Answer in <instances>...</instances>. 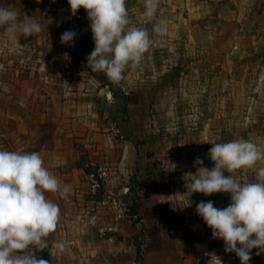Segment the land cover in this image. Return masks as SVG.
Masks as SVG:
<instances>
[{
	"label": "crops",
	"instance_id": "obj_1",
	"mask_svg": "<svg viewBox=\"0 0 264 264\" xmlns=\"http://www.w3.org/2000/svg\"><path fill=\"white\" fill-rule=\"evenodd\" d=\"M0 5L21 19H52L27 38L0 28V150L40 153L72 190L45 193L60 220L48 246L29 251L46 250L51 264H240L195 211L202 200L227 207L230 195L194 193L186 207L176 194L195 158L214 166L211 144L243 138L264 148V0H161L167 34L152 36L118 85L129 97L124 121L107 77L87 67L92 32L80 31L67 0ZM126 6L151 34L142 0ZM67 30L77 33L74 47L60 42ZM261 167L238 178L254 182ZM58 240L63 251L52 246ZM256 252L249 264H264Z\"/></svg>",
	"mask_w": 264,
	"mask_h": 264
},
{
	"label": "clouds",
	"instance_id": "obj_2",
	"mask_svg": "<svg viewBox=\"0 0 264 264\" xmlns=\"http://www.w3.org/2000/svg\"><path fill=\"white\" fill-rule=\"evenodd\" d=\"M67 2L71 16L83 9L90 22L94 49L86 58L87 67L105 73L113 85L124 80L126 69L140 66L154 43L153 35L163 37L168 32V20L158 15L163 11L161 0H142L145 20L154 21L151 34L133 23L126 0ZM46 21L21 19L11 5H0V28L8 34L36 36L47 31L52 19ZM76 36L75 30H67L60 42L74 47ZM211 145L207 155L214 166L204 167V161L195 158L196 172L185 174V191L176 195L186 197V207H191L194 193L229 194L227 207L217 208L213 201L202 200L195 211L212 230V238L224 241L225 252H234L240 264H249L252 249H257L256 255L264 253V167L258 169L254 182L241 181L237 172L254 170L257 162L264 160V148L243 138ZM71 191L44 166L40 153L0 150V264H49L29 251L30 247H47L46 238L60 220L59 205L45 193L66 198ZM52 246L63 251L66 244L58 240Z\"/></svg>",
	"mask_w": 264,
	"mask_h": 264
},
{
	"label": "trees",
	"instance_id": "obj_3",
	"mask_svg": "<svg viewBox=\"0 0 264 264\" xmlns=\"http://www.w3.org/2000/svg\"><path fill=\"white\" fill-rule=\"evenodd\" d=\"M75 17H76L78 26L80 28V31H85L87 28H90L89 27L90 22L88 20L87 13L83 9H80L77 12ZM90 42H91L90 36H83V38H82V51H84V53H87V50H89ZM94 74H98L100 76H103V75L106 76V74L103 72H94ZM107 80H108L110 87L113 90V94H114V97H115L116 102H117V108H116L117 110H116L115 118L116 119L120 118L122 121H124L125 116L127 114L126 107L129 103V97L125 96L122 93V91L119 89L118 85H113L109 81L108 78H107ZM35 255L37 257H42L43 259L49 261V264H51L50 254L46 250L36 251Z\"/></svg>",
	"mask_w": 264,
	"mask_h": 264
},
{
	"label": "built area",
	"instance_id": "obj_4",
	"mask_svg": "<svg viewBox=\"0 0 264 264\" xmlns=\"http://www.w3.org/2000/svg\"><path fill=\"white\" fill-rule=\"evenodd\" d=\"M122 87V86H121ZM123 89V88H122ZM123 92H125V90L123 89ZM127 94V93H126Z\"/></svg>",
	"mask_w": 264,
	"mask_h": 264
}]
</instances>
